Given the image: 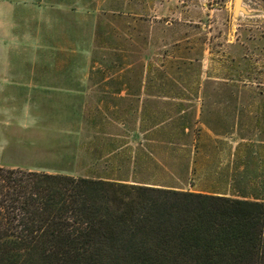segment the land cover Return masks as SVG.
<instances>
[{
  "label": "rangeland",
  "instance_id": "374dc122",
  "mask_svg": "<svg viewBox=\"0 0 264 264\" xmlns=\"http://www.w3.org/2000/svg\"><path fill=\"white\" fill-rule=\"evenodd\" d=\"M95 1V14L86 21L95 26L90 32L93 43L88 54L89 70L143 73L145 89H157L166 97L176 94L177 98H183L185 105L194 104V109L199 103H217L239 105L241 115L248 114V110L252 115L253 106L258 110L260 121L243 120L235 137L213 138L191 116L186 124L184 121L162 124L154 135L179 138L182 145H171L176 150L167 155L169 160L164 159L166 154L161 151L158 170L161 177L169 171L176 172L181 181L177 185L185 190L237 198L251 193L243 181H257L264 175V0H240L237 10L235 0ZM3 3L9 5L7 25L18 38L16 56L20 58L10 67H16L24 75L36 74L44 66L49 68L46 71L54 73V64L37 65L30 56L43 55L40 49H35L40 44L41 30L42 34L50 33L55 38L51 27L62 26L65 20L42 13L46 0H2ZM23 4H30L31 9L25 7L23 11ZM3 20L6 22L0 18L1 26ZM77 35L82 42L81 33ZM26 41H30L32 48L25 47ZM59 42L64 51L70 50L67 41ZM62 67L67 72L81 70L78 63ZM128 82L135 83V80ZM217 90L218 94H211ZM68 111L75 113L74 109H65L58 100L45 102L42 120L31 123L26 118H17L15 127L12 125L9 129L17 138L37 142L45 138L53 140L58 136L56 129L63 133L69 131V121L65 118ZM191 114L195 116L196 112ZM185 125H188L187 131ZM30 132L33 135L28 136ZM45 153L40 146L37 149L23 146L2 157L13 164L28 165L44 158ZM247 155V165H243ZM190 162L196 167L195 172L187 170ZM185 171L189 172L188 176L184 175Z\"/></svg>",
  "mask_w": 264,
  "mask_h": 264
},
{
  "label": "trees",
  "instance_id": "16d2710c",
  "mask_svg": "<svg viewBox=\"0 0 264 264\" xmlns=\"http://www.w3.org/2000/svg\"><path fill=\"white\" fill-rule=\"evenodd\" d=\"M243 185L237 198L0 166V264H264V175Z\"/></svg>",
  "mask_w": 264,
  "mask_h": 264
},
{
  "label": "crops",
  "instance_id": "0c3cea01",
  "mask_svg": "<svg viewBox=\"0 0 264 264\" xmlns=\"http://www.w3.org/2000/svg\"><path fill=\"white\" fill-rule=\"evenodd\" d=\"M1 1L0 18L6 19L3 26L0 25L1 167L185 190L177 185L181 181L177 179L176 172L169 171L163 177L158 172L161 169V151L166 154L164 159L169 160L167 155L174 152L171 150H176L171 145H182L179 138L154 135L162 124L171 121H184L183 124H186L194 118L204 125L200 127L205 128L211 137L219 139L237 136V127L243 120L260 121L255 106L251 109L252 115L250 110L248 114L241 115V106L233 104L199 103L194 109V104L185 105L183 98H177L176 94L166 97L157 89H145L143 73L133 75L89 70L88 54L93 43L90 32L95 26L86 21L89 22V17L95 14V0H46V9L41 8L42 13L65 21L62 26L57 24L51 27L55 38L50 33L42 34L41 30L40 44L35 49H40L43 55L30 56V60L37 65L54 64L56 70L51 73L44 66L36 74H21L16 67H10L20 58L16 56L18 38L12 35L7 25L10 13L6 8L9 5H1ZM25 7L31 9L30 4H23V11ZM78 33L82 35V42L78 41ZM59 41H67L70 50L64 51ZM29 42L26 41L25 47L32 48ZM61 54L66 60L62 59ZM74 63L81 65L79 72L63 70L62 65L71 66ZM129 80H135V83H129ZM229 92L232 94V91ZM218 93L217 90L211 94ZM57 100L65 109H74L75 113L69 114L68 111L65 114L69 131L63 133L56 129V139L45 138L39 142L25 140L17 138L14 131L9 129L12 125L15 127L17 118H26L31 123L41 119L42 115L44 117L41 113L44 103H56ZM192 112H196L195 116H192ZM147 132L150 135H145ZM30 135L33 134L30 132ZM23 146L32 149L40 146L47 153L44 158L40 157L28 165L13 164L2 157ZM188 169L195 172L196 167L190 162ZM183 173L189 175V172Z\"/></svg>",
  "mask_w": 264,
  "mask_h": 264
},
{
  "label": "water",
  "instance_id": "95a60500",
  "mask_svg": "<svg viewBox=\"0 0 264 264\" xmlns=\"http://www.w3.org/2000/svg\"><path fill=\"white\" fill-rule=\"evenodd\" d=\"M239 1L240 0H235V10H237L239 8Z\"/></svg>",
  "mask_w": 264,
  "mask_h": 264
}]
</instances>
